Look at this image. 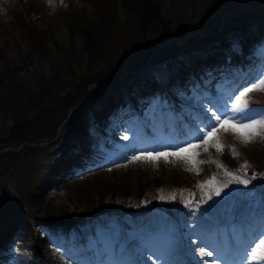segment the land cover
I'll return each instance as SVG.
<instances>
[{"label":"rangeland","instance_id":"rangeland-1","mask_svg":"<svg viewBox=\"0 0 264 264\" xmlns=\"http://www.w3.org/2000/svg\"><path fill=\"white\" fill-rule=\"evenodd\" d=\"M136 1L64 0L61 4L52 0L49 4L48 0H0V58H4L0 62V77L4 79L0 83V149L7 144L21 146L22 142L13 143L21 131L23 137L30 133L37 143L35 149L23 146L18 152L0 153V233L6 226L15 233L4 243L0 264H100L105 251L101 242L108 246L111 264H131L133 252L129 247H137L142 234L151 231L148 239L158 245L173 231L183 230L189 217L182 208L186 203L205 209L202 223L207 233L210 223L220 217L232 221L244 218L251 210L264 219V142L245 147L231 134L220 132V140L234 147L239 158L233 159L227 150L219 154L213 149H200L198 158L206 163L199 166L200 175H195L196 169L186 171L189 165L173 156L168 163L163 159L127 161L126 157L137 150L159 149L182 140L183 134L176 135L177 128L164 135L168 126L163 115L155 112L156 102L145 106L140 100L139 110L149 112L142 121L133 117L134 106L129 103L131 109L110 121L104 132L97 128V121L106 122L107 116L105 111L100 112L101 103L108 107L114 95L150 88L151 81L167 82L181 62L189 65L191 59L206 58L216 51L227 62L233 60L229 54L238 50L237 62L245 60L251 62V69H261L250 81L264 76V43L255 45L260 53L248 56L240 54L239 42H231L244 32L261 28L264 0H138L144 4L143 12L159 10L160 24L152 22L147 28L142 26L140 9L137 12L133 5ZM230 6L234 7L232 11ZM261 8V14L252 15ZM232 28L238 30L226 33ZM83 30L93 35H85ZM205 32L211 35H202ZM171 39L175 43L162 46ZM220 43L228 48H219ZM25 55H30L32 62L24 73H13L15 61ZM152 56L150 65L140 73L122 79L124 73L138 70ZM222 72L230 77L227 80L237 77L236 68ZM218 83L203 77L196 86L199 91L190 87V97L183 101L191 100L203 114L202 105L211 106L200 100L205 95L214 100L208 88L212 90ZM239 87L229 90L236 92ZM261 88L264 85L241 101L254 108L253 115L264 114ZM91 90L94 94L90 99ZM225 90L221 89L223 97L216 98L218 101L227 99ZM183 108V115L190 114L191 118L192 111ZM155 115L156 125L151 120ZM192 116L198 122V115ZM147 123L152 124L151 135L143 129L148 128ZM173 123L170 119L169 124ZM103 133L118 143L106 139ZM125 134L127 141L121 139ZM88 140L92 152L74 151L73 146ZM57 159L72 161L69 173L59 175ZM97 162L102 166L88 168ZM220 163L226 169L217 167ZM245 163L247 168L243 167ZM109 167L111 171L106 170ZM52 170L54 177H50ZM233 170L250 180L248 187L237 185L227 175ZM77 171V175L72 174ZM212 177L215 180L203 185ZM43 187L46 193H38ZM209 193L212 199H208ZM174 197L176 202H172ZM154 203L169 206L166 212L157 213L156 225L153 222L141 230L135 220L141 215L139 210L121 216L104 213L100 219L91 217L108 209H140ZM62 222L69 225L62 227ZM43 237L46 241L41 246L39 238Z\"/></svg>","mask_w":264,"mask_h":264},{"label":"snow or ice","instance_id":"snow-or-ice-1","mask_svg":"<svg viewBox=\"0 0 264 264\" xmlns=\"http://www.w3.org/2000/svg\"><path fill=\"white\" fill-rule=\"evenodd\" d=\"M48 2L51 4L52 0H48ZM60 2L63 4L64 0H60ZM261 85H264V76L240 85L238 90L226 100H207V104L211 107L202 105L203 114L191 129L183 133L180 143L163 146L159 149L137 150L126 157L127 161H159L163 159L168 163L170 162L169 156H173L189 165L185 169L186 171L193 172V169H196L193 174L200 175L199 166L206 163L198 158L201 154L200 149L203 152L213 149L219 154H223L227 150L233 159H238L237 150L225 145L218 134L220 132L231 134L245 147L264 142V131L261 130L264 129V114L253 115L254 108L249 107L247 103H241L246 94ZM121 139L127 141L129 137L125 134L121 136ZM213 163L216 162L213 161ZM115 166L126 167L127 164ZM217 167L226 169L222 163L217 164ZM243 167L247 168L248 164L245 163ZM106 170L111 171L112 168L109 167ZM227 175L234 179L237 185L248 187L250 180L242 179L243 174L238 170L227 171ZM254 178L255 176L250 179ZM213 180L215 177L203 181V185L210 184ZM197 186L201 185L198 183ZM216 195H220L219 188L216 189ZM208 199H212L211 193H209ZM172 202H176L175 197ZM185 207L188 206L185 205ZM204 210L188 207V222L183 224V230L173 231L166 241L158 245L152 242L140 243L133 249L135 259L131 264H155V261H159L160 264H176L174 257L177 253L188 257L190 264H217V261L221 260L217 259L216 252L208 245V233L202 223ZM197 216L200 219H196ZM239 264H264V234L249 238V242L243 246Z\"/></svg>","mask_w":264,"mask_h":264},{"label":"trees","instance_id":"trees-1","mask_svg":"<svg viewBox=\"0 0 264 264\" xmlns=\"http://www.w3.org/2000/svg\"><path fill=\"white\" fill-rule=\"evenodd\" d=\"M137 2V3H136ZM133 5L135 6V7H137V12L139 11V9H140V12H138V15L139 16H141L142 17V21L144 22L143 24H142V26L143 27H148V26H151L153 23H156V24H160L159 22H160V18H159V16L160 15H157V13L156 12H159V10L157 9V10H155V9H153V10H155L156 12H154V11H149L148 13H146V12H143L142 10H141V7H143L144 6V4H139V1L137 0ZM233 8L234 7H232V6H230L229 7V10H233ZM261 12H263V9H259V10H257V11H254L253 12V16H257V15H259ZM19 18H24V17H19ZM77 22V21H76ZM153 22V23H152ZM80 24H82V25H85L86 23H83V22H81ZM238 30V28H232V29H230L228 32H226V33H234L235 31H237ZM259 30H263V32H264V25H262V27L259 29ZM259 32H262V31H259ZM262 32V33H263ZM83 33L85 34V35H89V36H92L93 34H90V32H88L87 33V30H83ZM230 36H232V35H230ZM233 36H235V35H233ZM255 36H256V34H254V36H253V38H255ZM252 38V39H253ZM251 39V40H252ZM249 40V39H248ZM250 42V41H249ZM248 44V43H247ZM247 44L245 45V47L247 46ZM229 46V45H228ZM219 48H222V49H225V48H227V47H225V45L224 44H221L220 43V47ZM223 56V54L221 53V52H219V51H216V52H214V54L212 55H210V56H206V58H203V57H199V58H196L195 60V62L191 65V66H189V65H186L185 64V61L184 62H181L180 63V66L179 67H177L176 68V70H177V74H176V76L180 79V80H182V81H184L188 76L190 77L193 73H196L197 71H199L198 70V68H201V67H203V66H205L206 64H210V63H218V62H221L222 61V59L221 58H219V57H222ZM30 55H25L24 57H21V58H19V59H17L16 61H15V64H16V68H15V70L13 71V73H15V74H18V73H24L26 70H25V68H26V66L29 64V63H31L32 62V60L30 59ZM2 61V62H1ZM0 62L1 63H3L4 62V58H0ZM0 63V64H1ZM134 69V68H133ZM133 69H131V70H133ZM139 69V68H138ZM131 70H128V71H131ZM4 79H3V76L2 77H0V83L3 81ZM135 87H137L136 85H135ZM138 92H140L142 95H144V93L146 92H148L147 90H139ZM131 96V95H130ZM132 97V96H131ZM118 99H123L122 98V96H120V98H112V101H111V103H110V105L108 106V107H106L103 103H101V107H100V109H101V111L100 112H102V113H104V111L107 113V116H106V120L105 121H110V118L112 117V115H113V112L118 108V104L117 103H115ZM99 112V111H98ZM97 112V113H98ZM99 115H101V114H98V119H99ZM99 123V125H98V130H101L103 127H105V126H107V125H105V124H103L104 123V121H101L100 119H99V121H97V124ZM24 125H25V123H23ZM87 126V125H86ZM86 126H85V128H86ZM16 127H18V126H15L14 128H16ZM22 132V131H21ZM21 132H17L16 133V135H15V138L13 139V143H14V141L15 142H17V141H19V142H27V143H32V142H34L35 140V137H31L30 136V133H27L26 132V136L25 137H23L22 136V133ZM21 144V143H20ZM8 145H12V144H7V146ZM91 143H90V140H88L85 144L84 143H80V144H78L77 146H73V149H74V151H83V152H87V151H90L91 149H90V147H91ZM30 148H33V147H30ZM33 149H35V148H33ZM63 159V158H62ZM62 159H57V161H56V167H58V173H59V175H61V172H62V170H64L65 169V167L67 166V164H68V162H69V160L68 161H65V160H62ZM54 171L52 170L51 171V173H50V177H54ZM52 179V178H51ZM46 184H48L49 185V183H46ZM57 186H59V184L57 183L56 184ZM51 187H53V186H51ZM45 191H47L46 190V188L45 187H43L41 190H39V192L38 193H46ZM159 200V199H158ZM169 205H168V203L167 204H165V203H154V204H151V205H149V206H145V207H142V208H140L139 210L141 211V212H143V214L145 213V212H148V211H151V212H154V210H157V209H161L162 211L165 209V208H167ZM110 209H108V210H105V211H103V213L102 212H97V213H94L93 214V216H100L101 214H104V213H109V212H111V211H109ZM114 212H116V213H126L127 211H133V210H136L135 209V207H134V209H130L129 207H126V208H114ZM113 213V212H112ZM147 215L149 214V213H146ZM87 215H89V214H87ZM149 216H152V213H150V215ZM64 224H68V223H64Z\"/></svg>","mask_w":264,"mask_h":264},{"label":"bare ground","instance_id":"bare-ground-1","mask_svg":"<svg viewBox=\"0 0 264 264\" xmlns=\"http://www.w3.org/2000/svg\"><path fill=\"white\" fill-rule=\"evenodd\" d=\"M241 66H239L236 72V79L232 81L234 84H241L245 80L252 76V70H250L249 63L247 61L240 60Z\"/></svg>","mask_w":264,"mask_h":264}]
</instances>
